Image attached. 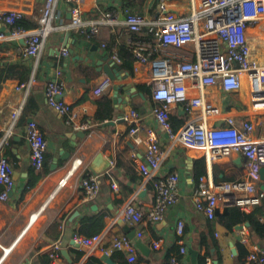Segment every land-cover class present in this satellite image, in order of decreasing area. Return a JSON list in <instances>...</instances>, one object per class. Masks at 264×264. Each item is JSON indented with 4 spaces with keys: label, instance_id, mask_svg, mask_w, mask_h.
Masks as SVG:
<instances>
[{
    "label": "crops",
    "instance_id": "0c3cea01",
    "mask_svg": "<svg viewBox=\"0 0 264 264\" xmlns=\"http://www.w3.org/2000/svg\"><path fill=\"white\" fill-rule=\"evenodd\" d=\"M160 1L81 0L78 4L74 3L75 8L81 11L83 22V32L79 33L71 28V20L67 18L69 3L73 1L57 0L51 29L43 35L42 49L37 56L23 55L25 42L22 40L0 43V154L12 166L16 182L10 200L0 205V264H106L102 260L105 255L101 251L85 250L75 241V237L89 238L103 233L107 235L103 244L106 248L111 246L115 237L131 238L134 233L135 246L141 242L149 249V254L145 255L136 246L135 263L128 260L126 251H116L109 256L114 264H169L168 258L174 255L180 257L182 264H205L206 257H211L213 264H239L242 250L250 251L253 242L247 224L239 225L242 227L240 229L237 226L233 231H228L216 221L209 220L195 201V194L200 187L224 183L214 182V165H226L227 171L239 174L237 178L242 179L244 170L249 167L247 161L233 154L211 163L205 157L208 153L172 143L153 114L161 102L155 100L154 96L153 100L147 99L138 90V85H149L146 67L134 62V74L130 76L115 63L112 65L116 71L114 80L101 70L111 60L114 44H117L118 51L126 50L133 47V41L142 35L157 42L161 29ZM163 1L169 12L184 18L191 16L200 3V0ZM45 2L0 0V12H22L23 26L29 32H34L40 26ZM127 8L146 17L148 25L141 35L128 30L124 12ZM108 14L116 18L115 24L107 21ZM0 28L6 29V26L0 24ZM95 29L97 33L93 32ZM66 37L69 57L62 55L63 40ZM249 37L258 42L254 45L255 50H252L253 58L264 63L258 57L264 56V21L249 29ZM256 49L259 52L256 53ZM167 50L174 52L175 49ZM179 52L193 57L186 50ZM4 78L5 81H2ZM107 79L109 87L101 95H96L97 83ZM21 82H27L28 85L23 91H17L16 86ZM51 82L61 83L64 100L92 122L89 133L74 132L66 125L64 117L48 106L44 90ZM126 87H132L134 91H130V101L120 110L114 101L126 99ZM209 92L227 115L237 120L247 119L255 124L253 140H264V124L261 123L263 115L250 110L247 86L240 93L228 94L219 89ZM106 98L111 99L113 118L97 121L99 102ZM19 108H22L20 116L12 121L11 113ZM130 109L140 114L144 128L154 127L157 131L160 147L166 152L162 171L179 179V201L158 223L147 221V213L154 204V193L150 188H142V175L138 170L139 163L144 159L145 145L135 142L130 135V124L121 118ZM171 115L184 119V125L192 116L177 112L176 109ZM29 121L37 123L47 142L46 158L50 173L43 176L34 189L23 194L31 170V148L27 133ZM208 123L213 124L212 121ZM140 139H145L144 133L140 134ZM99 155L103 156V166L101 164L98 172L95 159ZM64 157L69 158L64 160ZM55 159L58 166L51 170ZM75 160L83 162L76 170ZM200 160L205 162L203 176L206 179L198 182ZM72 168L75 172L67 185L58 188L59 182ZM88 173H105L100 178V193L94 200L86 198L81 184ZM260 174L262 186V170ZM22 182L24 187H20ZM113 183H117L118 191L112 189ZM129 202H133L142 216L139 224H130L118 217ZM225 206L226 202L220 203L217 211L223 212ZM243 211L253 215L256 213L264 223L263 206ZM179 220L185 223V245L188 248V253L182 256L176 235ZM243 235L250 239L249 244L242 243ZM157 238L164 239L162 250L153 247ZM56 244L60 245L58 261L51 258ZM259 245L264 249V241ZM194 252L196 256H193Z\"/></svg>",
    "mask_w": 264,
    "mask_h": 264
},
{
    "label": "built area",
    "instance_id": "2783aa9c",
    "mask_svg": "<svg viewBox=\"0 0 264 264\" xmlns=\"http://www.w3.org/2000/svg\"><path fill=\"white\" fill-rule=\"evenodd\" d=\"M72 1L78 4L81 0ZM56 2L57 0H46L40 26L34 32L18 26V22L23 19L22 12L1 11L0 24L5 25L6 29L0 28V43L22 40L25 42L23 55L37 56L42 49L43 35L51 29ZM124 12L128 30L141 35L148 25L146 17L128 8ZM160 15L161 29L157 42L144 35L133 41L135 62L147 68L154 99L161 102L153 113L158 125L172 143L207 152L211 163L236 154L249 165L244 170L243 178L238 181L200 187L195 194L199 210L209 220L214 221L222 202L236 205L243 210L262 205L264 183L260 186V172L264 168V140H253L255 124L247 119L237 120L236 117L227 115L209 90L219 89L233 94L240 93L247 86L250 110L263 115L261 123L264 124V63L253 58L252 40L249 37V29L264 21V0H200L198 8L186 18L169 12L162 0ZM107 21L111 24L117 22L110 14L107 15ZM82 27L81 11L74 5L71 28L80 33L83 32ZM93 32L97 33L98 30ZM169 48L177 52H169ZM182 50L188 51L193 57L181 54L179 51ZM118 52V46L114 44L111 61L120 65L122 60ZM62 55L69 57L70 51L64 48ZM27 85V82H21L16 90L23 91ZM108 87V79L97 83L96 95H101ZM44 93L48 106L64 117L66 125L74 132L91 131L92 122L82 117L64 100L61 83H48ZM174 109L192 115L178 131L173 130L170 120ZM21 111L22 108H19L11 113L12 121L18 119ZM121 118L130 124V135L135 142L145 145L144 159L139 163L138 170L142 175V188H150L154 193V204L147 213V221L158 223L179 201V179L162 171L166 152L160 147V138L154 127L144 128L142 117L135 109L125 112ZM209 121L213 124L209 125ZM27 133L31 148L30 166L39 171L46 161L48 145L36 122H29ZM141 133L145 134L143 141L140 139ZM82 164L81 160H75L74 169ZM74 169L59 182L58 188L67 185ZM13 174L14 170L7 158L0 154V205L10 200L15 189ZM104 174L88 173L82 179V188L88 200H94L99 195L100 178ZM112 189L119 190L117 183L112 184ZM118 217L134 225L142 221V216L133 202L125 205ZM176 235L179 238V253L181 256L186 255L188 248L185 245L183 220L177 222ZM106 237V233H103L89 238L75 237V241L79 247L88 251H101L107 257L116 251H126L128 260L131 263L136 262L137 248L133 240L127 236H118L106 248L103 245ZM241 241L245 245L251 242L246 235H243ZM163 245V238H157L153 243L155 250H162ZM59 250L60 245L56 244L51 255L54 261L60 259ZM168 262L182 264L177 255L171 256ZM245 263L264 264V249L251 243ZM205 264H213L211 257L205 258Z\"/></svg>",
    "mask_w": 264,
    "mask_h": 264
},
{
    "label": "trees",
    "instance_id": "16d2710c",
    "mask_svg": "<svg viewBox=\"0 0 264 264\" xmlns=\"http://www.w3.org/2000/svg\"><path fill=\"white\" fill-rule=\"evenodd\" d=\"M23 20H20L18 22V26L24 28L27 30L25 26L22 24ZM119 56L122 60V63L120 64V68L123 72H126L128 75L133 76L134 74V53H133V47L123 50L121 49L119 52ZM7 78V76H6ZM2 81H5V79ZM138 90L146 96L147 99L153 100V94L152 89L149 85H138ZM112 102L111 99H104V101L99 102V111L98 115L96 117L97 121H104L107 119H112ZM171 123L173 125V130L178 131L185 123V120L182 119L180 116L177 115H171L170 117ZM201 161V160H200ZM50 173V165L49 161L46 158V161L44 163V166L41 170H36L31 167L30 174L28 177V180L26 182V185L23 189V194H27L32 189L36 187L40 179L48 175ZM205 174V162L202 160L200 162V172L198 174V178L202 177ZM239 174L237 173H230L227 171L226 165L216 164L213 166V179L214 182H235L239 179L237 178ZM264 208V202L262 205L254 208L257 209L259 207ZM218 224L225 227L228 231H233L235 227L247 224L250 232V238L254 244H258L264 241V223H262L259 219L256 213L253 214H247L245 213L240 207L236 205H226L224 207L223 212L216 211V217L215 220ZM249 251L242 250L239 260V264H246L245 263V257L248 255ZM171 257V256H170ZM169 257V258H170ZM179 257V256H178ZM243 257V258H242ZM168 258V260H169ZM180 259V257H179Z\"/></svg>",
    "mask_w": 264,
    "mask_h": 264
},
{
    "label": "water",
    "instance_id": "95a60500",
    "mask_svg": "<svg viewBox=\"0 0 264 264\" xmlns=\"http://www.w3.org/2000/svg\"><path fill=\"white\" fill-rule=\"evenodd\" d=\"M69 6H70V9H69V14H68V20H72V9L74 8V3H69ZM67 41H68V37H66L64 40H63V42H64V48H66V46H67ZM112 65H114V63H113V61H109V63L103 68V69H101L111 80H114L116 77H115V74H116V71L115 70H113L112 69ZM124 90L125 91H127L128 92V95H127V97H126V99H116L115 101H114V103H115V105H116V108H118V109H120V110H123V107L125 106V105H127V103L130 101V96H131V93H130V91L132 90V91H134V89L132 88V87H126V88H124ZM117 95H118V92H116L115 93V96H116V98H117ZM29 122H31V121H29ZM82 135H84V134H82ZM69 157H64L63 159L64 160H67ZM95 162H96V167H95V169L98 167V169H96V171H100V166H101V164H102V162H103V156L102 155H99V156H97L96 157V159H95ZM239 162H240V160H239ZM107 165V164H106ZM105 165V166H106ZM57 160L55 159V163L53 164V165H51V170H55L56 168H57ZM102 166H103V164H102ZM94 168V167H93ZM262 172L264 173V168L262 169ZM20 187H24V183L22 182V183H20ZM227 205H230V204H227ZM237 228H242L241 226H238ZM133 234V237L131 236V240H133L134 239V233H132ZM136 246H137V248L139 249V250H141L145 255H148L149 254V249L145 246V245H143L141 242H138L137 244H136ZM193 256H196V253L194 252L193 253ZM102 260L106 263V264H114V262L109 258V257H107V256H103L102 257Z\"/></svg>",
    "mask_w": 264,
    "mask_h": 264
},
{
    "label": "bare ground",
    "instance_id": "6f19581e",
    "mask_svg": "<svg viewBox=\"0 0 264 264\" xmlns=\"http://www.w3.org/2000/svg\"><path fill=\"white\" fill-rule=\"evenodd\" d=\"M253 50V49H252ZM254 51V50H253ZM259 58H260V61L261 62H263L264 61V56L262 55V56H258ZM204 152V151H203ZM204 153H206L207 154V152H204ZM206 157V159H207V161H209V158L207 157V156H205ZM210 162V161H209ZM206 178L203 176V177H200L199 178V180H198V182H200V181H204Z\"/></svg>",
    "mask_w": 264,
    "mask_h": 264
},
{
    "label": "rangeland",
    "instance_id": "374dc122",
    "mask_svg": "<svg viewBox=\"0 0 264 264\" xmlns=\"http://www.w3.org/2000/svg\"><path fill=\"white\" fill-rule=\"evenodd\" d=\"M250 40L253 41V44H252L253 47H252V49L255 50V49H254V45H256L258 42H255L256 39H255V38H252V37H250ZM257 52H259V51H257V49H256V53H257ZM207 156H208V158H209V155H207ZM218 161H219V160H218Z\"/></svg>",
    "mask_w": 264,
    "mask_h": 264
}]
</instances>
